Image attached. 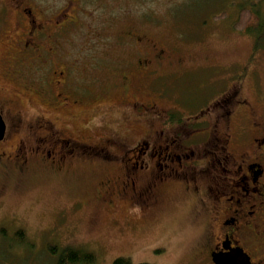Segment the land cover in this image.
I'll return each mask as SVG.
<instances>
[{"label": "flooded vegetation", "instance_id": "obj_1", "mask_svg": "<svg viewBox=\"0 0 264 264\" xmlns=\"http://www.w3.org/2000/svg\"><path fill=\"white\" fill-rule=\"evenodd\" d=\"M115 3L0 0V115L6 125L0 141L1 188L46 176L78 180L72 207L76 212L85 205L77 196L92 193L81 180L82 167L90 163L101 177L93 189L95 199L106 208H118L114 198L141 215H154L171 202L190 220L187 228L202 224L194 248L198 264H216L214 255L235 251L247 264H264V112L258 105L256 73L243 69L229 74L212 66V71L192 76L214 75L217 85L181 81L178 103L162 104L171 86L167 73L191 63L175 58L169 48L177 27L173 35H155L160 20L138 21L130 10L118 19L112 14ZM101 9L107 11L106 18H99ZM97 26L101 36L89 31ZM180 33L182 40L192 37ZM93 41L100 53L88 45ZM77 43H88L84 48L90 54L82 53L83 84L73 86L68 45ZM108 59L110 65L103 64ZM250 75L255 83L252 98L244 90ZM71 89L87 96L74 97ZM103 94L118 101L120 112L113 127L94 137L93 129L101 126L104 104L97 103ZM22 99L64 112L70 127L83 118L91 128L80 140L67 138L52 119L29 116ZM69 133L75 136L71 129Z\"/></svg>", "mask_w": 264, "mask_h": 264}, {"label": "rangeland", "instance_id": "obj_2", "mask_svg": "<svg viewBox=\"0 0 264 264\" xmlns=\"http://www.w3.org/2000/svg\"><path fill=\"white\" fill-rule=\"evenodd\" d=\"M245 1L247 0H116L112 14L118 19H123L127 10H130L138 21L145 20L147 23H150L148 22L150 20L146 19L148 18L146 15L151 17L155 14L152 20L156 18L162 20L159 23L160 28L153 30L158 36L173 35L177 27L178 33L173 35L174 42L169 43V48L176 55L175 58H186L191 63L182 68L176 67L170 71L171 73H167L172 76L166 80L171 86L166 91V97L162 98V104L178 103L180 94L177 89L181 81L183 84L199 82L201 85H217L214 82L217 77L214 75L192 76L206 72V69L212 71L214 66L229 74H236L243 69L248 74L255 72L256 86L260 90L261 98L258 105L263 113L264 38L260 40L257 48L255 35L235 30L232 24L233 16H236L237 11L231 3L243 4ZM260 7L261 23L264 20V3ZM103 10H98L100 19L106 18L107 11ZM95 11L96 9L93 8L92 12ZM222 11L229 13L231 17L225 22H214L211 16ZM178 22L182 26L181 30L177 25ZM89 31L99 36H101L99 32L102 33L99 26L92 27ZM181 31L192 37L187 36L186 40L180 39ZM94 42L77 43L72 47L68 45L71 52L69 79L73 86L83 84L79 74V70L84 65L81 60L84 61L83 54H90L84 46L88 44L96 47L95 52L99 51L98 44ZM1 50H5L4 45L1 46ZM98 53L96 54L98 58H104V55L101 57ZM103 61V64L110 65L109 59ZM113 66L116 67V64ZM183 74L185 77L179 78ZM102 76L106 79V74L102 73ZM248 77L244 90L247 97L252 98L255 83L251 75ZM175 78L179 80L176 81ZM200 84L198 85L201 86ZM101 85L106 86L104 82L99 81V86ZM218 88L223 89L224 85L222 84L221 87L218 84ZM215 89L214 95L218 91ZM71 90L74 97L87 96L75 92V89ZM97 90L101 92L100 89ZM152 92L157 94L154 89ZM52 93L56 95L59 90ZM22 100H24L22 109L28 111L29 116L42 114L52 119L57 123L58 128L64 129L67 138L80 140L78 137L88 133L91 128L83 118L75 120L70 127L68 116L64 112L55 113L39 102ZM101 100V103H97V107L104 104L99 110L101 118L98 125L101 126L93 129L94 137L105 129L113 127L120 112L115 106V102H118L115 99L103 94ZM53 114L61 117L60 120L53 119L56 118L52 116ZM86 118L89 122V118ZM70 129L75 136L69 133ZM102 136L104 137L105 134ZM82 171V183L92 193L87 198L77 196L85 205L76 212L72 207L73 202L77 201L78 193L75 191L80 188L79 186L74 189L76 185H80L78 180L46 176L32 183L21 182L19 185L13 181L4 189L1 188L0 181V264H57V259L67 249L88 251L94 255L93 264H113V261L120 258L131 259L132 264H198L200 262L194 248L203 225L200 224L194 230L187 228L190 220H185L182 212L176 209L177 204L170 202L168 208L154 215H141L132 205L128 206L125 201H116L114 198L113 201L118 208H106L95 199L93 192L100 177L95 166L88 163L82 167ZM18 232L23 235V244L16 240L17 237L15 238ZM10 243L14 244L12 250L8 248Z\"/></svg>", "mask_w": 264, "mask_h": 264}, {"label": "trees", "instance_id": "obj_3", "mask_svg": "<svg viewBox=\"0 0 264 264\" xmlns=\"http://www.w3.org/2000/svg\"><path fill=\"white\" fill-rule=\"evenodd\" d=\"M264 3V0H247L243 4L231 3L233 4V8L236 9L237 14L233 16L234 19L232 21L233 28L235 30H241L245 34L255 35L256 36V47L258 48L259 42L262 38H264V20L261 21V5ZM147 20H152L156 15L153 14L151 17L146 15ZM231 16L229 13L222 11L219 14H214L211 16L214 22H225ZM142 19V18H141ZM156 20H158L156 18ZM154 21V20H152ZM162 21V20H160ZM192 21V20H191ZM180 23L178 22L177 25ZM129 25V24H128ZM127 25V26H128ZM17 237V241L20 244H23V235L21 232L16 233L15 238ZM11 250L14 248V244L10 243L9 247ZM54 252V251H53ZM95 261L94 255L89 253L84 249H67L62 252L60 257L57 259V264H93ZM113 264H132V262L125 258L117 259Z\"/></svg>", "mask_w": 264, "mask_h": 264}, {"label": "water", "instance_id": "obj_4", "mask_svg": "<svg viewBox=\"0 0 264 264\" xmlns=\"http://www.w3.org/2000/svg\"><path fill=\"white\" fill-rule=\"evenodd\" d=\"M6 131L5 122L0 115V141L4 138ZM214 262L216 264H247V259L241 255V252L235 251L229 255H214Z\"/></svg>", "mask_w": 264, "mask_h": 264}]
</instances>
